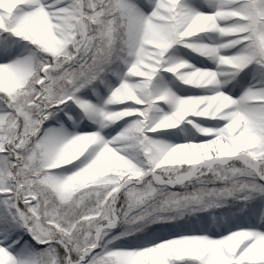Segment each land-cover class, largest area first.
<instances>
[{
  "label": "snow or ice",
  "instance_id": "obj_1",
  "mask_svg": "<svg viewBox=\"0 0 264 264\" xmlns=\"http://www.w3.org/2000/svg\"><path fill=\"white\" fill-rule=\"evenodd\" d=\"M0 264H264V0H0Z\"/></svg>",
  "mask_w": 264,
  "mask_h": 264
}]
</instances>
